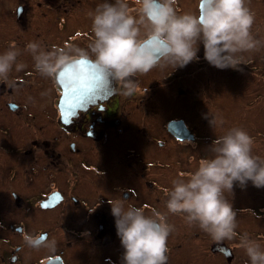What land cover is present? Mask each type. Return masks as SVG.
<instances>
[{
    "label": "flooded vegetation",
    "instance_id": "1",
    "mask_svg": "<svg viewBox=\"0 0 264 264\" xmlns=\"http://www.w3.org/2000/svg\"><path fill=\"white\" fill-rule=\"evenodd\" d=\"M101 2L0 0V53L14 46L20 53L17 63L23 64L20 71L13 66L10 83L0 81V264H122L124 250L108 201L166 216L173 226L167 264H250L241 237L264 251V234L257 232L264 229V216H246L245 188L225 192L237 212V226L235 237L222 241L189 225L184 214L169 213L165 191L211 155L216 139L211 116L200 114L224 107L220 93L219 104H213L216 87L257 60L243 52L241 70H220L203 58L201 44L198 61L174 69L162 60L148 73H138L135 94L125 96L91 62L90 14ZM128 4L136 16L135 0ZM245 4L262 29L264 0ZM198 5L199 0H177L175 7L178 14H196ZM30 42L46 51L78 47L91 59L64 68L60 81L59 74L46 78L25 50ZM81 79L93 87L71 96L69 90ZM171 122H182L184 135H173ZM26 236L41 237V245L29 246Z\"/></svg>",
    "mask_w": 264,
    "mask_h": 264
},
{
    "label": "clouds",
    "instance_id": "2",
    "mask_svg": "<svg viewBox=\"0 0 264 264\" xmlns=\"http://www.w3.org/2000/svg\"><path fill=\"white\" fill-rule=\"evenodd\" d=\"M135 3L136 16L130 14L128 0H102L90 14L94 40L89 49L94 59L78 47H53L46 51L39 43L30 42L25 50L32 55L36 71L54 79L64 68L91 59L115 82L118 92L132 96L137 86L133 78L138 73H148L162 60L174 69L184 68L199 60L201 44L203 58L220 70H241L244 63L239 54L261 45L252 35L255 16L245 0H199L196 14H178L177 0ZM19 55L14 46L0 53V81L10 83L9 73L14 65L17 71L23 68L17 63ZM209 123L214 128L223 121L211 116ZM252 145L251 136L241 128H231L216 137L209 147L210 157H202L187 179L181 174L165 191L167 211L184 214L189 225H198L216 241L233 239L237 212L225 192L232 193L235 186L246 188L249 182L258 189L264 188V159L252 154ZM9 195L16 198L15 192ZM108 203L124 250L122 264H167V240L173 226L167 223L166 216L156 210L146 215L143 208L135 206L125 209L121 202ZM25 240L33 247L42 243L39 236H26ZM240 246L250 264H264V251L257 242L243 236Z\"/></svg>",
    "mask_w": 264,
    "mask_h": 264
},
{
    "label": "rangeland",
    "instance_id": "3",
    "mask_svg": "<svg viewBox=\"0 0 264 264\" xmlns=\"http://www.w3.org/2000/svg\"><path fill=\"white\" fill-rule=\"evenodd\" d=\"M263 19L264 15L261 20L262 23H264ZM251 32L253 37L261 42V45L257 49L247 52V55L251 56L252 61L256 59L258 66H254L253 63L247 66L245 63L244 66H241L242 68L245 67L244 74L242 72L238 76L227 77L224 80V86L216 87L213 93L215 97L213 104H219L217 103V95L220 93L224 107L215 108L213 112L201 113L200 117L203 119L206 116H214L218 121L222 119V125L218 123L213 128L209 124L214 131V137H219L234 127L243 129L253 140L252 154L264 159V24H262V29L259 28V30L257 25L253 26ZM225 73H227L226 70ZM237 109H241L242 112H238ZM244 191L247 207L246 216L251 218L264 216V188L258 189L249 182ZM255 228H257L256 225H251L250 231L256 233ZM257 232L264 234V229ZM235 242L237 243V241ZM246 260L250 263L247 254ZM237 261L238 259H236Z\"/></svg>",
    "mask_w": 264,
    "mask_h": 264
},
{
    "label": "snow or ice",
    "instance_id": "4",
    "mask_svg": "<svg viewBox=\"0 0 264 264\" xmlns=\"http://www.w3.org/2000/svg\"><path fill=\"white\" fill-rule=\"evenodd\" d=\"M91 87H93V84L90 81H86L81 79V82L72 87L69 91H70V95L71 96H82L84 94L87 93V91H89L91 89Z\"/></svg>",
    "mask_w": 264,
    "mask_h": 264
},
{
    "label": "water",
    "instance_id": "5",
    "mask_svg": "<svg viewBox=\"0 0 264 264\" xmlns=\"http://www.w3.org/2000/svg\"><path fill=\"white\" fill-rule=\"evenodd\" d=\"M62 72H63V71H61V72L59 73V76H58L59 81H60V79H61ZM168 130H169L173 135L178 136V137L184 135V131H186L185 126L183 125L182 122H171V123H169V125H168ZM182 132H183V133H182Z\"/></svg>",
    "mask_w": 264,
    "mask_h": 264
}]
</instances>
